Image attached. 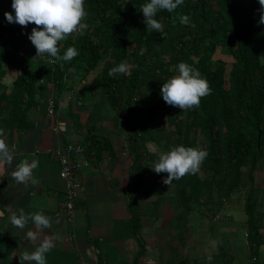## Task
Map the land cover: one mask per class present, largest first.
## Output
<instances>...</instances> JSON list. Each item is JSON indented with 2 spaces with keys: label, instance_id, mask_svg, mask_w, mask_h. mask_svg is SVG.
<instances>
[{
  "label": "trees",
  "instance_id": "16d2710c",
  "mask_svg": "<svg viewBox=\"0 0 264 264\" xmlns=\"http://www.w3.org/2000/svg\"><path fill=\"white\" fill-rule=\"evenodd\" d=\"M145 2L85 0L89 27L60 46L61 55L75 46L78 56L69 62L49 63L46 69L28 64V33L36 26L8 23L5 12H14L12 0H0V77L8 66L20 70L12 85L0 89L1 127L27 128L42 79L54 83L61 93L74 67H82L87 77L109 57L96 82L115 114L116 128L122 134L125 130L121 122L128 128L126 140L133 156L128 209L131 234L140 248L134 264H141L146 253L138 199L153 163L160 157L149 146L158 147L163 142L167 151L182 144L203 147L208 152L196 174L172 180L181 210L178 221L183 222L198 204L224 205L235 191L247 189V237L250 246H258L261 237L255 172L264 157V24L258 23L259 0H184L174 12L157 14L165 25L164 34L146 28L141 11ZM182 14L190 17V24L180 23ZM219 49L235 59L230 70L224 61L214 59ZM124 60L135 67L127 75L110 76L109 69ZM181 61L196 67L212 89L198 106L185 110L168 105L160 95L162 84L177 74L173 69ZM160 110L168 119L169 129L155 125ZM89 131L91 145L98 153L111 152L107 141L93 135L94 127ZM201 169L205 178L200 175Z\"/></svg>",
  "mask_w": 264,
  "mask_h": 264
},
{
  "label": "crops",
  "instance_id": "0c3cea01",
  "mask_svg": "<svg viewBox=\"0 0 264 264\" xmlns=\"http://www.w3.org/2000/svg\"><path fill=\"white\" fill-rule=\"evenodd\" d=\"M91 77L85 76L82 67H74L61 93L54 83L42 79L36 95L37 106L28 114L27 128L6 129L0 124V135L16 152L13 165L0 177V264H20L19 255L34 250L46 238L54 244L48 253V264L135 262L140 248L131 234L126 195L133 156L125 135L114 124V114L109 113L105 96ZM9 86L0 84V89ZM51 99L56 101L54 116L48 112ZM90 127H94L93 135L99 141L108 142L111 152L98 153L92 147ZM73 143L87 146L86 156L80 160L87 159L90 165L80 171L82 188L70 220L61 213L67 190L61 177L62 166L52 159L50 151ZM24 159L39 162L33 170L35 183L32 180L16 183L11 175L15 165ZM255 187L261 242L254 247L247 237V189L238 191L224 204L217 214L224 222H219L213 233L212 228L204 227L206 231L202 230L196 238L194 229L190 228L193 232L189 234L186 230L182 235L179 233V241L175 237L177 230L170 234L163 222L160 226L158 222L157 246L148 230L152 225L147 226L144 221L152 211L143 209L145 205L138 202L141 234L146 243L141 264H264V158L255 172ZM153 198L151 202H158V198ZM153 207L157 205L150 204L148 208ZM21 208L26 212L43 211L52 217V227L44 229L35 242L26 239L27 231L35 230L34 224L29 222L21 229L11 222V212H19Z\"/></svg>",
  "mask_w": 264,
  "mask_h": 264
},
{
  "label": "clouds",
  "instance_id": "9594fccd",
  "mask_svg": "<svg viewBox=\"0 0 264 264\" xmlns=\"http://www.w3.org/2000/svg\"><path fill=\"white\" fill-rule=\"evenodd\" d=\"M184 0H146L141 5L146 28L157 33L164 34L165 25L157 14L166 10L174 12ZM261 5V16L259 24H264V0H259ZM11 8L14 12H5L8 23L27 26L34 24L28 38L36 48L37 57H48L52 62H69L79 54L75 46H69L63 55L60 53V41H64L69 34L82 33L89 25L86 22L88 12L85 0H12ZM180 23L190 24V17L182 14ZM42 26V27H41ZM135 65L127 60L111 67L109 75H127ZM177 74L171 76L161 86L160 95L163 100L181 110L192 108L200 104L201 98L212 91L207 79L201 75L199 70L187 62L181 61L175 66ZM2 134V130H0ZM207 149L203 147H186L177 145L162 153L151 167L156 173H167L164 183L170 184L173 179L179 180L186 174H196L202 162L207 157ZM16 152L14 147L9 146L0 135V177L13 165ZM39 166L37 160H21L17 163L11 173L16 183H27L29 180L36 182L33 178V170ZM13 225L23 229L29 222L34 224L35 230L29 229L26 239L35 242L39 239L44 229L52 227V217L43 211L26 212L23 208L19 212H11ZM216 242L213 241V244ZM54 247L53 241L44 239L31 251H24L19 255L20 264H48V253Z\"/></svg>",
  "mask_w": 264,
  "mask_h": 264
},
{
  "label": "rangeland",
  "instance_id": "374dc122",
  "mask_svg": "<svg viewBox=\"0 0 264 264\" xmlns=\"http://www.w3.org/2000/svg\"><path fill=\"white\" fill-rule=\"evenodd\" d=\"M78 33L74 32L72 34H69V36L66 38H72L74 39ZM65 39V40H66ZM64 41H60L59 44L60 46L64 44ZM30 52L28 64H34L32 65V68H36L35 65H41L44 66L45 68H48L51 63L49 62L50 59L48 57H37L36 56V48L35 46L30 43V46L28 47V53ZM109 57H106L105 61H103V66L100 67V69H97L95 73L89 75L92 76L91 79L96 82L95 78L98 80L101 77L102 73V68L106 66L107 63H105ZM215 60H222L225 62L226 67L228 70L231 69L233 63L235 62V59L231 55H228L227 53L222 52L221 49L218 50L217 54L214 57ZM167 61H171V58L169 56L166 57ZM50 63V65H49ZM264 63V59H263ZM7 73L3 77H0V84L1 85H11L13 82L18 78L20 75V70L17 67H7ZM76 68V67H75ZM175 70V69H173ZM88 77V76H87ZM91 101V99H90ZM109 113L112 112L111 108H109ZM115 116V114H114ZM155 125L160 128V129H169V123L168 119L165 116L164 112L162 110L158 111L157 114L155 115L154 118ZM122 128L125 130V137L127 133V126L125 125L124 122H121ZM171 139V137H170ZM198 141H201V138L198 137ZM74 144V143H73ZM76 145V144H75ZM150 149L154 151L155 153L157 152L158 154H162L166 152V143L164 142L161 144V146L155 147L150 144ZM264 158V157H263ZM153 166V165H152ZM201 167V166H200ZM167 173H156L152 168L150 169L146 180H145V185L144 189L141 191L140 198L138 202H141V206H143V209H149L152 212H148V217L144 220L145 224L147 226H151L152 229L148 228L153 233L152 240L154 243H156V246L158 244V222L159 226L161 222H163V226L165 227L166 231L170 234H173V231L177 230V235H175L176 239L180 241V235L186 230V233H190L191 231L193 232L194 229L196 233V238L199 236V233L203 231H206V227L212 228L211 231L213 233V228H215L216 225L219 224V222H224L223 217L221 216L220 218H217V214L220 213L222 207L224 205H218L215 206V203L209 202V203H204V204H198L194 207L192 211H190L186 217V219L183 222L178 221V216L181 213V210L178 207V190L177 186L174 183H170L169 185L164 183V178L167 177ZM201 177L205 178L206 173L204 172L203 169H201L200 173ZM247 186V185H246ZM244 188H247V187ZM238 191H235L231 198L229 200H225L224 204L228 203L233 197L236 196ZM127 195V194H126ZM242 195V194H241ZM151 196H153V199L158 198V202H151ZM216 197L218 198V195L216 194ZM215 197V202L218 201L217 198ZM157 205V207H153V209L148 208L149 205ZM153 213L157 214L158 217H154ZM179 227V228H178ZM205 227V228H204ZM191 228V229H190ZM209 230V229H208ZM193 233V234H195ZM193 234H191L193 236ZM142 235V234H141ZM143 237V236H142ZM150 239V237H148ZM144 239V237H143ZM158 250V249H157Z\"/></svg>",
  "mask_w": 264,
  "mask_h": 264
},
{
  "label": "built area",
  "instance_id": "2783aa9c",
  "mask_svg": "<svg viewBox=\"0 0 264 264\" xmlns=\"http://www.w3.org/2000/svg\"><path fill=\"white\" fill-rule=\"evenodd\" d=\"M49 62L55 64L51 60ZM48 112L51 116L56 115V101L54 99L50 100ZM86 150L87 146L85 145L67 144L50 151L52 159L57 160L62 166L61 177L66 182L67 190L61 203V213L70 220L74 215L76 202L82 188L80 171L90 165L87 159L80 160V158L86 156Z\"/></svg>",
  "mask_w": 264,
  "mask_h": 264
}]
</instances>
